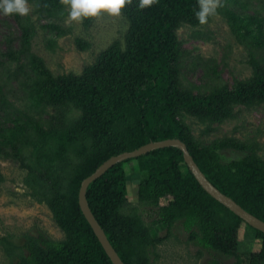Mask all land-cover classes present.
Masks as SVG:
<instances>
[{
    "label": "trees",
    "instance_id": "obj_1",
    "mask_svg": "<svg viewBox=\"0 0 264 264\" xmlns=\"http://www.w3.org/2000/svg\"><path fill=\"white\" fill-rule=\"evenodd\" d=\"M27 1L38 17L50 20L43 25L49 33H68L59 23L70 11L66 0ZM232 1L245 11L249 7V0ZM198 9L199 0H152L144 8L139 0H128L121 11L129 24L124 40L112 42L82 73L60 75L32 50L37 29L31 18L8 15L19 32H10L6 49L0 50V159L13 158L27 170L29 195L49 207L64 233L62 239L28 235L23 246L1 238L6 254L17 258L12 264H114L80 207L82 182L107 159L166 139L183 141L215 187L264 221V158L258 142L224 138L206 144L183 120L190 115L209 130L235 119L240 106L264 105V17L239 15L219 5L217 14L201 24ZM217 15L227 18L236 40L249 48L253 75L234 87L218 76L210 93H195L194 85L183 81L190 52L178 30L203 27ZM95 18H83V26L90 28ZM202 34L194 31L195 38ZM76 45L82 51L92 47L80 37ZM12 81L24 91L20 103L11 97ZM229 148L246 156L224 163L220 150ZM133 160L146 170L138 199L140 206L156 209L151 223L128 198L125 164ZM87 199L125 264H157L158 247L166 238L158 230L166 229L169 237L177 224L189 242L236 257V264H243L239 231L246 224L261 241L260 250L252 247L248 254V264H264V232L211 196L179 148L157 149L116 164L90 184ZM163 200L167 203L161 204Z\"/></svg>",
    "mask_w": 264,
    "mask_h": 264
},
{
    "label": "rangeland",
    "instance_id": "obj_2",
    "mask_svg": "<svg viewBox=\"0 0 264 264\" xmlns=\"http://www.w3.org/2000/svg\"><path fill=\"white\" fill-rule=\"evenodd\" d=\"M260 1L249 0L246 11L232 0H219V5L232 8L239 15L260 13L264 17V7ZM27 3L30 11L23 16L30 17L37 29L32 50L43 58L46 66L55 75L82 73L83 69L89 64L92 65L98 55L112 42L123 41L129 28L128 21L122 13L112 15L103 12L96 16L88 29L83 26V19L73 21L67 15L59 23L68 30V33L57 36L55 32L49 33L43 28V25L50 20L38 17L31 3L28 1ZM196 30L203 32L200 38H195ZM10 32L14 34L19 32L17 22L14 18L0 13V50L6 49V37ZM78 37L90 41L92 47L86 51L80 50L76 45ZM178 37L182 40L185 49L190 52L183 65V81L194 85L195 93H210L218 76L230 87H234L237 81L248 79L253 75L249 63V48L236 40L224 16L217 15L208 25L197 29L185 25L178 30ZM48 39L54 44L50 45ZM19 84L18 81L9 83L11 97L18 103L24 98V91ZM25 103L27 102L24 99L23 104ZM237 110L235 119L212 125L209 130L207 125L190 115H184L183 120L190 126L194 135L206 144L224 138H236L245 142L257 141L259 156L264 158V105L253 108L240 106ZM47 116L45 115L46 118ZM220 155L224 163L246 156L243 152L230 148L220 150ZM125 171L130 203L132 206H139L144 211V219L151 223L156 217V209L140 206L138 199L139 183L145 176L146 170L141 167L140 162L133 160L125 164ZM0 175L3 177V181H0V239H10L19 246L24 245L28 235L62 239L64 233L55 223L49 207L38 203L29 195L30 190L24 184L27 170L13 158L0 159ZM166 203V200L161 202V204ZM239 233V255L243 264H248V254L252 247L255 251L260 250L261 241L254 239L246 224L241 226ZM158 235L166 238L158 247L160 257L157 264H236V257L201 250L198 245L189 242L188 234L180 224L175 226L171 236L167 237V230L162 228L158 230ZM25 253H27L26 249ZM16 261L17 258L6 254L0 245V264H12Z\"/></svg>",
    "mask_w": 264,
    "mask_h": 264
},
{
    "label": "water",
    "instance_id": "obj_3",
    "mask_svg": "<svg viewBox=\"0 0 264 264\" xmlns=\"http://www.w3.org/2000/svg\"><path fill=\"white\" fill-rule=\"evenodd\" d=\"M167 147H176L179 148L184 155V159L189 169L192 171L198 182L202 185V187L215 199L219 202L223 203L226 207H228L235 214L240 216L247 224L250 226L264 232V221L251 214L247 210H245L241 205H239L235 200L231 197L222 193L217 187H215L210 180L206 177L203 171L200 169L199 165L194 160L193 156L189 152L187 145L181 141L180 139H166L162 141L151 142L147 145H144L134 151H127L121 153L119 155L113 156L110 159H107L98 169L89 177L84 179L81 185L80 193H79V204L80 207L88 219L90 225L92 226L96 236L100 240L107 254L111 258L114 264H125L110 240L108 239L107 234L104 229L100 225V223L95 218L87 199V191L92 182L100 178L104 175L110 168L114 167L116 164L121 163L125 160L136 158L141 155L147 154L151 151L167 148Z\"/></svg>",
    "mask_w": 264,
    "mask_h": 264
},
{
    "label": "clouds",
    "instance_id": "obj_4",
    "mask_svg": "<svg viewBox=\"0 0 264 264\" xmlns=\"http://www.w3.org/2000/svg\"><path fill=\"white\" fill-rule=\"evenodd\" d=\"M128 0H66L70 6L69 18L80 21L86 17H96L103 12L119 15ZM152 0H139V7L144 8ZM219 0H199V9L195 15L201 24L207 23L210 16L217 14ZM30 11L27 0H0V13L4 15H25Z\"/></svg>",
    "mask_w": 264,
    "mask_h": 264
}]
</instances>
